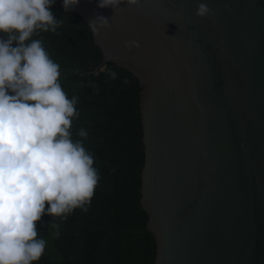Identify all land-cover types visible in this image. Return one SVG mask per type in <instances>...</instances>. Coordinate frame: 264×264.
Returning a JSON list of instances; mask_svg holds the SVG:
<instances>
[{
  "label": "water",
  "instance_id": "95a60500",
  "mask_svg": "<svg viewBox=\"0 0 264 264\" xmlns=\"http://www.w3.org/2000/svg\"><path fill=\"white\" fill-rule=\"evenodd\" d=\"M97 4L72 12L100 58L88 72L136 86L149 264H264V0ZM96 15L110 27L93 33Z\"/></svg>",
  "mask_w": 264,
  "mask_h": 264
},
{
  "label": "clouds",
  "instance_id": "9594fccd",
  "mask_svg": "<svg viewBox=\"0 0 264 264\" xmlns=\"http://www.w3.org/2000/svg\"><path fill=\"white\" fill-rule=\"evenodd\" d=\"M139 2L98 0L97 6L116 11L122 3L131 7ZM54 3L0 0V264H35L47 246L36 222L45 214L66 217L77 208L87 211L100 179L93 154L84 147L87 130L80 128L79 139H73L78 97H68L60 65L42 40L33 39L42 31L55 33L63 24L50 10ZM78 3L62 0V8L71 12ZM209 14L207 4L198 3L195 15ZM88 26L97 33L110 23L96 15ZM124 47L131 50L140 43L133 39ZM109 76L115 79L116 73L109 71Z\"/></svg>",
  "mask_w": 264,
  "mask_h": 264
},
{
  "label": "trees",
  "instance_id": "16d2710c",
  "mask_svg": "<svg viewBox=\"0 0 264 264\" xmlns=\"http://www.w3.org/2000/svg\"><path fill=\"white\" fill-rule=\"evenodd\" d=\"M50 10L63 24L55 33L42 31L33 39L42 40L60 65L68 97H78L73 139H79L80 128L87 130L84 147L93 154L100 179L87 211L77 208L66 217L45 214L36 222L47 246L35 264H149L146 214L138 203L142 142L136 86L117 73L111 78L103 66L88 72L100 58L85 22L64 12L59 0Z\"/></svg>",
  "mask_w": 264,
  "mask_h": 264
}]
</instances>
